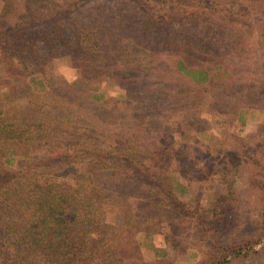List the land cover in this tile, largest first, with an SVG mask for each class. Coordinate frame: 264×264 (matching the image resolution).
Listing matches in <instances>:
<instances>
[{"label": "rangeland", "instance_id": "374dc122", "mask_svg": "<svg viewBox=\"0 0 264 264\" xmlns=\"http://www.w3.org/2000/svg\"><path fill=\"white\" fill-rule=\"evenodd\" d=\"M212 1L207 8L208 0H0V111L28 122L61 106L71 122L78 116L86 125L58 129L65 132L58 144L105 132L125 150L89 176L104 197L118 196L112 218H131L142 198L167 204L149 208L159 232L136 237L139 257H159L158 264H185L190 250H202L197 210L232 220L230 233L248 240L253 194L264 191V176L251 165L258 151L246 140L264 132L261 115L244 125L235 119L241 103L264 109V29L248 30L254 22L224 11L229 4L263 9L264 0ZM255 31L261 45L250 38ZM5 36L13 40L4 59ZM179 65L205 70L210 80L196 83ZM35 67L41 74L28 81ZM169 180L187 191L167 199L161 192ZM253 260L264 264V250Z\"/></svg>", "mask_w": 264, "mask_h": 264}, {"label": "trees", "instance_id": "16d2710c", "mask_svg": "<svg viewBox=\"0 0 264 264\" xmlns=\"http://www.w3.org/2000/svg\"><path fill=\"white\" fill-rule=\"evenodd\" d=\"M213 5L214 2L208 0L206 7L212 8ZM247 8L248 5L229 4L224 11L228 17L234 16L236 21L254 22L248 30H252L256 23L263 30L264 6L248 12ZM259 34L255 31L250 37L256 45H261ZM3 39L1 52L5 59L7 47L12 45L13 39L7 36ZM178 69L196 83L210 80L205 70H189L182 65ZM40 72L35 67L28 72L26 79L37 77ZM46 96L44 93L43 97ZM256 107L255 104L241 103L236 121L244 125L250 116L259 114V121L264 126V109ZM60 108L57 111L52 107L56 111L51 110V116H40V119H29L28 122L0 111V264L160 263L159 257L149 260L139 257L136 237L139 233L147 236L159 232L156 223L160 220H155L151 214L156 207L155 201L160 202L163 208L167 204L161 202L160 196L152 200L142 198L138 202L141 207L137 208L138 212L136 207L130 210L128 215L131 218L123 212H116L112 218V200L118 196H103L106 193L101 183L91 178L96 176V173L92 175L91 168L98 170L101 163L125 150L113 140L110 142L105 132H102L105 137L93 132L82 133L83 139L79 137L75 145L59 143L62 145L59 147L55 138L65 132L62 134L58 129H67L75 124L86 125L85 120L78 116L71 122L70 116L63 113L64 108ZM254 134L255 137L247 136L246 140L258 151L257 159L252 160L254 163L251 165L260 179L264 176V132L259 127ZM49 140L53 141L54 150L48 147ZM73 148L79 150L75 152L77 157L73 156ZM84 159L92 160L90 164L93 165L80 168L79 161L82 163ZM186 191L187 186L183 183L169 180L163 183L161 194L165 193L164 196L172 200V197H179ZM253 195L255 202L252 206L257 209L251 217L254 233L250 232V238L247 236L249 239L245 241H237L230 233L234 224L232 220L221 222L197 210L195 228L203 248L199 253L190 250L185 264H258L253 258L264 250V191ZM127 197L125 194L120 199ZM130 223L134 229L126 227ZM224 231L225 235L222 234ZM161 254L157 256L162 259Z\"/></svg>", "mask_w": 264, "mask_h": 264}]
</instances>
